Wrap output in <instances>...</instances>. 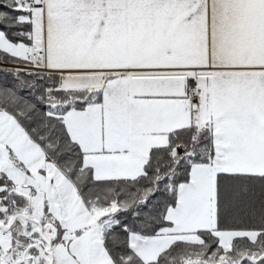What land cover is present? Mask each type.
<instances>
[{
	"label": "snow or ice",
	"instance_id": "6c2138e0",
	"mask_svg": "<svg viewBox=\"0 0 264 264\" xmlns=\"http://www.w3.org/2000/svg\"><path fill=\"white\" fill-rule=\"evenodd\" d=\"M0 264H264V0H0Z\"/></svg>",
	"mask_w": 264,
	"mask_h": 264
}]
</instances>
